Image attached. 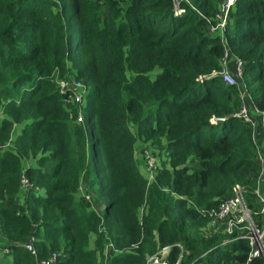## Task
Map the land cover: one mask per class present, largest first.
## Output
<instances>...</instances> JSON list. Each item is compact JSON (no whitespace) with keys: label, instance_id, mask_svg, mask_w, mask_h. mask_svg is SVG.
I'll return each mask as SVG.
<instances>
[{"label":"trees","instance_id":"obj_1","mask_svg":"<svg viewBox=\"0 0 264 264\" xmlns=\"http://www.w3.org/2000/svg\"><path fill=\"white\" fill-rule=\"evenodd\" d=\"M222 1L0 0V238L10 264L51 253L53 264H146L163 248L167 264H246V240L200 233L232 186L252 190L259 171L251 131L234 116L239 92L214 73L225 51L238 59L244 96L264 118V0H235L220 37L205 20ZM67 77L88 88L90 144L53 83ZM138 141L164 150L152 182L137 170ZM81 183L99 215L76 197Z\"/></svg>","mask_w":264,"mask_h":264},{"label":"built area","instance_id":"obj_2","mask_svg":"<svg viewBox=\"0 0 264 264\" xmlns=\"http://www.w3.org/2000/svg\"><path fill=\"white\" fill-rule=\"evenodd\" d=\"M234 2L235 0H223L217 8V12L212 19V24L205 20L210 26L209 34L223 37V31L228 25L229 12L233 8ZM175 13L180 14L182 10L175 7ZM219 65L220 70L214 73V75L220 77L226 86L237 88L239 92L240 103L234 116L251 131V139L254 145V162L259 171L252 190L239 185L232 186L228 195L220 200L215 208L208 212L207 217L209 221L204 228L200 229V233L203 236L221 234L231 237L233 241L239 239L246 240L249 247L246 264L255 257H258L262 264H264V118L261 112L249 104L244 96V87L239 84L242 63L238 59L232 58L225 51ZM53 83L56 86L57 92L62 96L63 105L73 109L75 123L82 126L83 117L81 111L84 107V99L88 93L87 86L71 77L54 79ZM2 118V105H0V120ZM217 121H223V119L210 120L212 124ZM17 128H19L17 124L12 126L11 137L1 149L11 147L13 134ZM138 154L142 159L144 171L150 175V181L147 182H152L155 172L154 167L157 163L156 158L144 146L141 151H138ZM20 186L22 188L27 186V181L23 177L20 178ZM76 197L91 203L92 206V195L84 184L81 183L78 186ZM142 209L138 210L137 216L142 215L144 211ZM95 210L94 213L96 212ZM91 240H94V238L91 237ZM33 241L30 238L23 247L27 252L34 255ZM110 247V244L106 243L104 251L110 249ZM160 252L164 256L160 263H158L153 258ZM167 253L168 248L161 249L155 256L148 258L146 264H167L164 260ZM56 258V254L51 253L46 260L37 261V264H53Z\"/></svg>","mask_w":264,"mask_h":264},{"label":"rangeland","instance_id":"obj_3","mask_svg":"<svg viewBox=\"0 0 264 264\" xmlns=\"http://www.w3.org/2000/svg\"><path fill=\"white\" fill-rule=\"evenodd\" d=\"M157 73H158L157 70H154L153 72H151V77H153V76L156 75ZM87 126H88V125H87L86 123H83V125H82V127H83V131H84V137H85L86 143H87V144H90V142H91V138H90L89 132H88V130H87ZM86 130H87V131H86ZM139 144L143 145L144 148H145L146 150L151 151L153 157L156 158V161H157L156 165H159V164L161 163V161L164 159V150H163L162 147L151 146L149 143H147V144H143V143H140V141L135 142V145L139 146ZM142 148H143V147H142ZM142 148H140L138 151H141ZM138 151L135 152V150H134V159H135V163H136L137 170H138L139 173L144 177V179H145L146 181H150V175H148V174L144 171V169H143L142 159L140 158V156H139V154H138ZM188 162H189L190 165L193 164L191 160H189ZM82 183H84V182L82 181ZM91 192H92V194H93V196H92V201H93V202H92V206H93V208L96 209V210H95L96 212H95L94 214L97 216V215H99L101 209H100L99 207H98V208L95 207V205H94V204H95L94 193H93V191H91ZM140 216H141V215H138L137 218L140 219ZM93 242H94V241L91 240V238H89L88 246H89L90 248H94V247H93ZM2 244H3V241H2L1 238H0V264H10V257H9V255H8V254L6 255L5 253H2ZM104 247H105V245L103 246V250H102L101 255H97V260H98V262H100V261L102 260L101 258H103L102 262H103V263L105 262V256H106L108 250L104 251ZM5 252H6V251H5ZM163 256H164V255H162V253L160 252V253H158L157 256H156L155 258H153V259H156L157 262L160 263V261L162 260Z\"/></svg>","mask_w":264,"mask_h":264},{"label":"crops","instance_id":"obj_4","mask_svg":"<svg viewBox=\"0 0 264 264\" xmlns=\"http://www.w3.org/2000/svg\"><path fill=\"white\" fill-rule=\"evenodd\" d=\"M141 147H143V145L139 144V146L134 145V150L135 152H137ZM20 201V200H19Z\"/></svg>","mask_w":264,"mask_h":264}]
</instances>
